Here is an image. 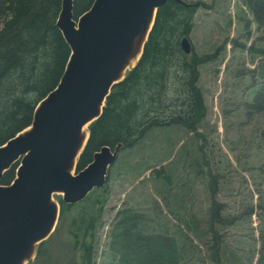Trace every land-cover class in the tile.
<instances>
[{
    "label": "trees",
    "instance_id": "obj_1",
    "mask_svg": "<svg viewBox=\"0 0 264 264\" xmlns=\"http://www.w3.org/2000/svg\"><path fill=\"white\" fill-rule=\"evenodd\" d=\"M94 1L73 0L74 18L78 19ZM247 2L257 19L264 16V0ZM61 5L62 0H0V146L32 124L38 103L58 85L64 73L71 50L57 26ZM196 11L194 3L177 0H169L158 9L140 60L113 86L101 116L89 125L90 138L78 160L77 172L103 146L114 148L121 143V151L137 149L151 134L179 126L196 144L191 167L212 182L210 193L216 192L220 174L207 130L200 128L207 106L199 86L200 66L213 61L214 56H200L194 49L187 55L181 48L182 38L192 29ZM235 111L249 120L255 116L258 121L264 118V84L256 89L250 101L240 102ZM258 132L259 129L254 134ZM261 136L264 137V131ZM250 148L256 155L263 151L256 139ZM17 166L15 163L4 173L1 184L8 185L14 180ZM152 168L153 181L170 184V170L164 166ZM93 191L101 195L91 201L87 196L83 201H89V207H84L72 223L71 234L82 264L93 262L96 230L109 186L106 182ZM58 202L60 218L83 203L66 204L62 198ZM215 204L209 215L213 222L209 250L216 262L223 264L221 235L214 222L224 223V205L216 201ZM197 221L193 218L195 224ZM152 223L150 215L131 206L118 212L110 231L113 264H202L198 246L189 235L166 233ZM258 264H264V252Z\"/></svg>",
    "mask_w": 264,
    "mask_h": 264
},
{
    "label": "rangeland",
    "instance_id": "obj_2",
    "mask_svg": "<svg viewBox=\"0 0 264 264\" xmlns=\"http://www.w3.org/2000/svg\"><path fill=\"white\" fill-rule=\"evenodd\" d=\"M184 1L197 7L186 35L192 51L214 56L200 66L199 86L207 106L200 128L207 130L220 174L218 189L212 195V182L191 167L196 144L179 126L151 134L137 149L121 151L108 172L109 196L96 230L92 264H113L110 231L125 206L150 215L152 225L163 232L189 235L201 263L218 264L209 250L213 237L209 215L216 201L224 205V223L214 222L221 235L223 264H258L264 252V118L249 120L235 111L264 84V16L257 19L247 0ZM254 139L263 150L257 155L250 148ZM161 166L171 171L169 185L151 179L152 167ZM100 195L91 191L88 198ZM61 197L54 195L56 201ZM82 202L59 217L28 264H82L71 234L73 219L89 207V201ZM193 218L198 219L196 224Z\"/></svg>",
    "mask_w": 264,
    "mask_h": 264
},
{
    "label": "water",
    "instance_id": "obj_3",
    "mask_svg": "<svg viewBox=\"0 0 264 264\" xmlns=\"http://www.w3.org/2000/svg\"><path fill=\"white\" fill-rule=\"evenodd\" d=\"M168 1L95 0L75 19L73 0H62L57 26L71 50L64 73L38 103L32 124L0 146V181L18 163L14 180L0 183V264H28L35 257L60 217L55 194L77 204L106 184L123 145L103 146L77 172L89 125L101 116L113 86L140 60L157 11ZM181 48L191 54L188 37Z\"/></svg>",
    "mask_w": 264,
    "mask_h": 264
},
{
    "label": "bare ground",
    "instance_id": "obj_4",
    "mask_svg": "<svg viewBox=\"0 0 264 264\" xmlns=\"http://www.w3.org/2000/svg\"><path fill=\"white\" fill-rule=\"evenodd\" d=\"M149 28H150V27H149ZM139 56H140V55H137V57H136L135 59L132 60V65H134V64L136 63V61H137V59L139 58ZM86 129H87V126L84 128V131L87 132Z\"/></svg>",
    "mask_w": 264,
    "mask_h": 264
}]
</instances>
